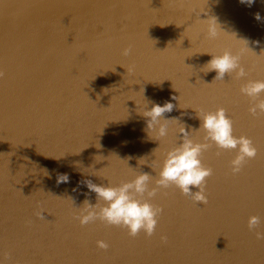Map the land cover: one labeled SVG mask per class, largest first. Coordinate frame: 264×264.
Here are the masks:
<instances>
[{"label": "water", "instance_id": "95a60500", "mask_svg": "<svg viewBox=\"0 0 264 264\" xmlns=\"http://www.w3.org/2000/svg\"><path fill=\"white\" fill-rule=\"evenodd\" d=\"M207 15L228 32L208 36ZM226 49L240 55L245 75L213 80L207 52ZM256 79H264V0H0L2 264H264V240L255 236L264 231V113L249 112L255 101L240 91ZM173 95L181 107L223 106L234 134L258 148L236 174L237 149L211 143L202 152L213 169L207 203L175 184L156 186L147 164L158 169L182 121L204 139L196 110L178 106L163 115L181 121H168L160 143L149 138L137 110ZM141 156L146 164L137 165ZM140 171L152 175L149 199L163 208L151 236L99 218L79 223L89 192L79 181L119 184ZM64 172L70 179L58 184ZM88 198L96 202L94 192ZM252 214L261 222L250 230Z\"/></svg>", "mask_w": 264, "mask_h": 264}, {"label": "clouds", "instance_id": "9594fccd", "mask_svg": "<svg viewBox=\"0 0 264 264\" xmlns=\"http://www.w3.org/2000/svg\"><path fill=\"white\" fill-rule=\"evenodd\" d=\"M254 2L255 0H240V3H245L248 6H251ZM255 18L257 20L261 19L259 12L255 13ZM205 20L207 21L208 36L215 37L221 30L228 32L222 27L217 16L207 15ZM244 40L247 41L248 45V40L246 38ZM254 43H257V41H254ZM129 51L130 49L125 48L124 54L127 55ZM207 53L211 54V58L205 64L207 66L206 71L215 70L216 74L213 80L223 79L225 73H235L238 77L245 75V68L240 63L239 54L227 49L219 54ZM240 91L255 101L250 104L249 112L254 115L264 113V98L257 99L260 93L264 92V79L248 80L241 85ZM177 97L173 95L172 99L163 103L146 99L147 103L143 105L141 110H137L145 118L149 138L160 143V138L168 135V121L173 118L180 120V118L165 117L163 114L171 112L174 107L178 106L180 108L191 107L196 110V116L200 120L199 128L204 129L205 132L204 139L203 141L194 140L190 135L192 130H189L182 121V126L179 128V140L175 146L166 150L158 169L154 168L151 163L147 164L157 172L156 186L167 187L169 184H175L182 193L189 195L194 201L207 203L209 197L207 195L206 178L212 174L213 169L202 161V152L211 143H214L219 149H237L235 156L230 161L231 173L236 174L241 171L248 158L256 156L258 148L251 136L244 133L234 134L233 120L223 106L207 111L192 106L181 107L180 104L175 105L173 103V100H178ZM149 104H151L150 107ZM138 106V108L141 107ZM181 115H184V113H181ZM143 157L137 158V165L146 164ZM128 159H131V157H128ZM153 160L155 161V156ZM69 179L67 172L58 173L56 182L59 184L67 182ZM151 180L152 175L147 171H140L132 179L122 181L119 184L96 183L91 178L85 177L79 183L85 184L89 192L85 193V199L77 213L79 223L84 225L99 218L108 224L126 227L130 236H136L141 230L146 235L151 236L156 230L158 216L163 211L162 206L154 205L152 200L149 199L157 192V187L150 186ZM194 187L197 190L194 191ZM75 190L74 188L73 191ZM90 192L96 194L95 203L88 198ZM101 201L103 203H100ZM260 222L261 217L252 214L247 220L248 228L250 230L257 229ZM255 236L258 240H264V231L256 230ZM161 240L166 241L167 236L162 234ZM96 243L103 249L109 247L108 241L104 239H98ZM0 264H2V261H0Z\"/></svg>", "mask_w": 264, "mask_h": 264}]
</instances>
